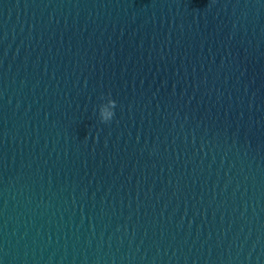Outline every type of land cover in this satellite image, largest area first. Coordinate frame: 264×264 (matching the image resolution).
Returning <instances> with one entry per match:
<instances>
[{
  "label": "water",
  "instance_id": "95a60500",
  "mask_svg": "<svg viewBox=\"0 0 264 264\" xmlns=\"http://www.w3.org/2000/svg\"><path fill=\"white\" fill-rule=\"evenodd\" d=\"M0 264H264V0H0Z\"/></svg>",
  "mask_w": 264,
  "mask_h": 264
},
{
  "label": "clouds",
  "instance_id": "9594fccd",
  "mask_svg": "<svg viewBox=\"0 0 264 264\" xmlns=\"http://www.w3.org/2000/svg\"><path fill=\"white\" fill-rule=\"evenodd\" d=\"M115 102L114 101H110L109 104L102 110L101 113V119L104 122H109L112 120L113 116H114V111L113 109L115 108Z\"/></svg>",
  "mask_w": 264,
  "mask_h": 264
}]
</instances>
